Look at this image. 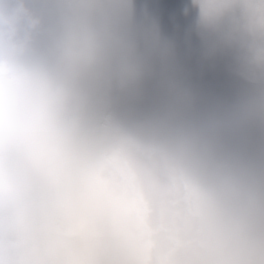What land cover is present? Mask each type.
Returning <instances> with one entry per match:
<instances>
[{
	"label": "clouds",
	"instance_id": "9594fccd",
	"mask_svg": "<svg viewBox=\"0 0 264 264\" xmlns=\"http://www.w3.org/2000/svg\"><path fill=\"white\" fill-rule=\"evenodd\" d=\"M251 88L185 120H125L152 58L128 0H0V264H264V0H192Z\"/></svg>",
	"mask_w": 264,
	"mask_h": 264
},
{
	"label": "rangeland",
	"instance_id": "374dc122",
	"mask_svg": "<svg viewBox=\"0 0 264 264\" xmlns=\"http://www.w3.org/2000/svg\"><path fill=\"white\" fill-rule=\"evenodd\" d=\"M128 3L129 24L138 39L144 43L155 37V46L171 55L146 62L144 74L133 84L136 88L131 96L138 97L137 102L129 112V106L123 103L124 113L119 111L122 119L145 120L168 111L193 120L204 111L224 107L251 94V88L237 73L234 54L222 48L214 36L202 35L198 30L192 0ZM141 92L143 103L139 98ZM237 136L238 131L224 147L232 150L230 140Z\"/></svg>",
	"mask_w": 264,
	"mask_h": 264
},
{
	"label": "flooded vegetation",
	"instance_id": "af4514ba",
	"mask_svg": "<svg viewBox=\"0 0 264 264\" xmlns=\"http://www.w3.org/2000/svg\"><path fill=\"white\" fill-rule=\"evenodd\" d=\"M202 45L205 47V44L202 43ZM204 50V49H203ZM199 53H202V50H199ZM136 88V86H131L125 95L120 99L119 101V111L124 113L123 109V103L125 106H129L128 112L132 110L134 106V102H137L138 97H135V99L131 96L133 89ZM142 94V92H141ZM131 99L130 101H127V99ZM141 99V103L144 101L143 94L139 96ZM143 100V101H142ZM121 106V107H120ZM238 136L236 139L230 140L231 148L232 150H228V148L225 146L226 151H231L236 154H250L252 152H259L262 148H264V128H262L258 123L250 124L247 127L240 128L237 130Z\"/></svg>",
	"mask_w": 264,
	"mask_h": 264
}]
</instances>
